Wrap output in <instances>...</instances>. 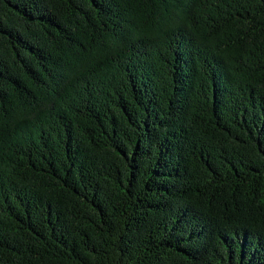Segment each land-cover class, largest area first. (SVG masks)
Listing matches in <instances>:
<instances>
[{
  "label": "trees",
  "instance_id": "1",
  "mask_svg": "<svg viewBox=\"0 0 264 264\" xmlns=\"http://www.w3.org/2000/svg\"><path fill=\"white\" fill-rule=\"evenodd\" d=\"M0 264H264V0H0Z\"/></svg>",
  "mask_w": 264,
  "mask_h": 264
}]
</instances>
